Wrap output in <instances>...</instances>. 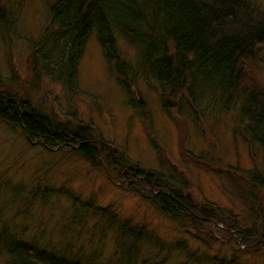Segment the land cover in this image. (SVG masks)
Masks as SVG:
<instances>
[{"label": "trees", "instance_id": "obj_1", "mask_svg": "<svg viewBox=\"0 0 264 264\" xmlns=\"http://www.w3.org/2000/svg\"><path fill=\"white\" fill-rule=\"evenodd\" d=\"M2 15L0 7V24ZM93 32L120 77L128 105L147 111L127 79L139 70L156 82L167 110L178 99L177 106L189 104L204 123L211 116L206 111L210 104L217 105L220 114L236 110V125L242 126L249 148L264 151V0H55L29 55L31 75H46L76 89L78 63ZM119 40L134 49L135 64L123 55ZM0 120L20 127L31 142L39 141L47 149H72L78 158L129 178L133 189L161 213L194 228L192 237L201 245L208 241L200 227L224 221L226 210L214 202L198 203L187 193L161 189L158 176L96 135L89 123L60 120L31 104L27 96L2 91ZM246 177L264 188L260 169L248 170ZM111 230L117 233L115 248L104 256L97 245ZM56 231L55 240L45 237L43 230L31 236L24 229L15 234L1 231L8 241L6 264H195L197 259L196 250L179 241L178 254L184 259L177 262L145 223L131 224L109 206L79 196L72 198L70 212ZM239 233L245 245H264V235L257 240L250 230ZM240 253L236 249L226 261L221 259L222 264H239ZM204 258L208 264L217 262L215 257Z\"/></svg>", "mask_w": 264, "mask_h": 264}, {"label": "rangeland", "instance_id": "obj_2", "mask_svg": "<svg viewBox=\"0 0 264 264\" xmlns=\"http://www.w3.org/2000/svg\"><path fill=\"white\" fill-rule=\"evenodd\" d=\"M54 1L0 0L4 18L0 24V91L27 96L31 104L60 120L89 123L96 135L112 141L128 159L158 176L161 189L187 193L198 203L212 201L226 213L224 221L197 229L208 241L201 245L192 237L197 232L194 228L161 213L133 189L129 178L78 158L72 149H47L39 141L31 142L20 127L0 120V264H6L8 242L1 231L15 234L24 229L31 236L43 230L45 237L55 240L75 196L109 206L131 224L145 223L177 262L184 259L177 243L185 241L190 250H196L195 264H208L206 256L222 264L221 259L226 261L236 249L241 250L239 264H264V245H245L239 233L250 230L257 240L264 235V188L246 177L253 168L264 172V151L249 148L242 126L236 125L238 112L220 114L217 105L210 104L206 111L211 116L204 123L189 104L177 106L176 97L167 110L156 82L138 70L127 79L136 96L144 100L147 111L140 113L126 103L120 77L106 60L94 32L78 63L76 89L46 75L32 76L29 55L49 21V6ZM119 47L134 63V49L123 40ZM116 234L111 230L98 243L104 256L115 248ZM82 238L87 242L88 234Z\"/></svg>", "mask_w": 264, "mask_h": 264}]
</instances>
